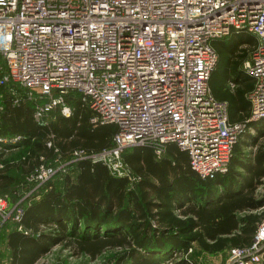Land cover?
<instances>
[{"label":"built area","instance_id":"1","mask_svg":"<svg viewBox=\"0 0 264 264\" xmlns=\"http://www.w3.org/2000/svg\"><path fill=\"white\" fill-rule=\"evenodd\" d=\"M232 30L257 39L243 69L253 79L248 119L259 120L264 118V0H0V111L9 93L13 105L34 100L36 120L56 106L68 116L73 108L65 97L78 92L92 124L113 122L117 130L110 146L75 148L74 158L100 160L112 174L135 180L123 149L151 146L159 156L173 142L187 152L198 176L213 178L228 170L244 127L229 122L227 102L216 99L208 85L217 61L212 41ZM21 138L0 135V149H16ZM66 164L40 163L33 175L37 185ZM21 213L0 194V225L9 216L19 220ZM230 253L224 264L260 262L264 216L252 240Z\"/></svg>","mask_w":264,"mask_h":264},{"label":"trees","instance_id":"2","mask_svg":"<svg viewBox=\"0 0 264 264\" xmlns=\"http://www.w3.org/2000/svg\"><path fill=\"white\" fill-rule=\"evenodd\" d=\"M233 33L248 34L246 42L251 46L247 51L229 49L228 42L215 39L219 41L214 47L217 61L211 75H223L227 69L252 79L244 71L243 62L257 39L251 33L237 30H232L225 37ZM246 89L243 92L242 88H237L235 94L215 96L227 102L229 122L244 123L233 146L235 150L239 149L240 141L248 133L247 129L257 126L258 121L248 119L250 102L247 93L251 86ZM65 98V102L73 108L70 115L62 114L60 107L56 106L40 120L33 117L34 100L24 99L18 105H13L9 93L2 100L4 109L0 111V135L19 133L22 138L17 142L16 149L6 152L0 149V194L9 206L17 203L22 213L19 220L10 216L4 219L0 230L11 221L21 241L45 240L47 243L41 244L40 248H13L10 264H31L56 243L68 248L72 254H86L95 261L100 259L98 264H161L171 258L173 264H197L192 241L197 243L200 250L207 251L228 246V254L232 247L248 244L252 240L257 224L264 216V208L242 216H238L234 210L264 205V194L254 197L252 190L208 211L195 209V217L189 214L180 218L165 213L154 199L157 196L166 203L170 194L160 198L159 190L150 186L139 163L141 150L158 158L163 153L157 156L151 146L141 145L122 152L130 172L138 177L135 180L126 175L112 174L100 160L74 158L75 148L92 151L110 146L117 125L113 122L92 124L89 121L90 109L81 101L78 92H70ZM48 139H51V145H47ZM255 141L256 138L252 137L250 143ZM258 143L247 164L253 166L254 163L260 174L264 173V143ZM176 149L188 157L185 150L178 146ZM230 159H234L233 152ZM164 161L162 157L159 162ZM61 162H67L65 170L58 168L47 180L37 185L38 180L33 175L40 163L55 168ZM73 165H78L80 169L71 178ZM12 167L20 170L16 177L6 172ZM188 167L194 171L189 160ZM259 182L262 180L258 176L256 183ZM69 208L73 209L75 215V219L69 222L48 218L52 212L65 214ZM82 217L85 220H81ZM19 224L21 228H18ZM183 252H186L184 256ZM178 253L181 255L178 256ZM258 264H264V256Z\"/></svg>","mask_w":264,"mask_h":264},{"label":"crops","instance_id":"3","mask_svg":"<svg viewBox=\"0 0 264 264\" xmlns=\"http://www.w3.org/2000/svg\"><path fill=\"white\" fill-rule=\"evenodd\" d=\"M247 37L249 36L245 33H233V35H230L229 37L218 40H221L222 42H228L229 49H245L247 51L251 46L246 42ZM217 42L219 41H213V48L216 46ZM231 72L235 73L236 71L225 69L223 75H216L215 73L212 75L210 74L208 85L214 96H224L228 93L235 94L237 88H242L243 92L248 86H251L252 88L253 79L244 77V75L240 72L237 74ZM229 82H233L234 85L231 87ZM256 124L257 126L254 125L250 128L254 133L250 130L251 133L248 132L244 134L242 141H240L239 149L235 150L233 148L234 159H230L228 170L224 173L217 174L213 178H201L196 172L190 170L188 167V157L186 153L178 151L176 149V144L173 142H169L166 145V148L162 154V157L166 161L162 163L159 162L162 157H151L147 152L141 150L142 152H139V163L143 166L146 180H149L151 184L150 186L152 188L159 190L160 198L161 196L163 197L170 194L169 201L166 203H163V201L158 199L156 196L154 200H157L160 209H164L165 213H170L180 218H185L189 214L195 217V209L199 208V210L202 209L208 211L212 207L231 202L232 200L237 199L245 194H249L252 190V195L254 197L262 196L264 192L260 193L257 191V188L261 187L262 184L264 185V173L259 174L260 170L254 166V163L253 166L247 164L249 156L254 155L257 145L259 144L258 142H261L258 140L259 136L264 135V118L258 120ZM252 137L256 138L254 143H250ZM132 146L135 145L125 147L123 149L124 151L122 152L129 150V148L131 149ZM244 146L249 147L248 149H250V151L248 154L244 149ZM262 162L264 163V160ZM73 167L70 172L71 178H74L80 169L78 165H73ZM6 172L16 177L19 175L20 170L16 167H12ZM258 176L262 182L256 183ZM252 187L254 189H251ZM155 206L157 207V205ZM263 208L264 205H261L254 209L236 208L234 211L238 216H242L243 214L250 211H262ZM48 218L55 220L62 219L69 222L72 219H75V215L73 209L69 208L65 214L52 212L50 215H48ZM81 220H85V218L82 217ZM14 226L15 225L13 222L8 221L0 230V248H3V252H5V248L9 249L8 261L6 258L2 260L1 256L0 260L9 262L12 257L13 248H22L23 246L25 248H40L41 244L47 245L45 240L21 241V236L16 233L17 229ZM55 246L60 247L61 245L58 243L51 245L47 251L41 253L31 264H37L41 260L42 261L40 264H42L43 261L48 258L47 255L49 254L50 249L52 250V247ZM192 247L195 253L198 252L196 253L199 254L197 255L198 258L201 256V254L203 255V259L198 260L197 264H219L220 260L217 261L210 259L208 256L211 254H222L223 252L227 253L228 251V246L220 250H200V247L195 241H192ZM57 252L61 255L59 254L55 257L53 264H89L90 261H95L90 260L89 256L86 254H72L68 248H57ZM98 258L99 257H97V259ZM223 263L224 260L220 264Z\"/></svg>","mask_w":264,"mask_h":264},{"label":"rangeland","instance_id":"4","mask_svg":"<svg viewBox=\"0 0 264 264\" xmlns=\"http://www.w3.org/2000/svg\"><path fill=\"white\" fill-rule=\"evenodd\" d=\"M251 50V49H250ZM250 50H249V52H250ZM250 130L251 129H247V131L246 132H250ZM242 131H240L239 132V134L241 133ZM251 132H253L252 130H251ZM250 132V133H251ZM254 133V132H253ZM239 134H238V136H239ZM243 136V135H242ZM238 138V137H237ZM241 138V137H240ZM258 140L259 141H263L264 142V135L262 136V135H260L259 136V138H258ZM262 142V143H263ZM249 147L248 146H244V149L246 150V152H247V154H248V152L250 151V149H248ZM257 191H259L260 193H262V192H264V185L262 184L261 185V187H258L257 188ZM53 249L51 250L50 249V252H49V254L47 255L48 256V258L45 260V261H43V263L42 264H53V260L55 259V257L56 256H58L60 253H58L57 252V248H62L61 246L59 247V246H55V247H52ZM196 253H198V252H196ZM194 254V255H196L195 257L198 259V260H201V259H203V255L201 254V256L198 258V256L197 255H199V254ZM8 254H9V249L8 248H5V252H3V248H0V256H1V259L2 260H4L5 258L7 259V261H8ZM230 252L227 254L226 252H223L222 254H211L210 256H208L210 259H214V260H217V261H219L220 260V263L221 262H223V260H224V263L228 260V258L230 257ZM61 255V254H60ZM53 257V258H52ZM205 257V256H204ZM207 257V256H206ZM208 258V259H209ZM171 260H172V262H173V259L171 258ZM42 261V260H41ZM41 261H39L37 264H40V262ZM100 261V259H98V261H94V262H92V261H90V263L89 264H98V262ZM165 261V260H164ZM219 263V264H220ZM223 263V264H224Z\"/></svg>","mask_w":264,"mask_h":264}]
</instances>
